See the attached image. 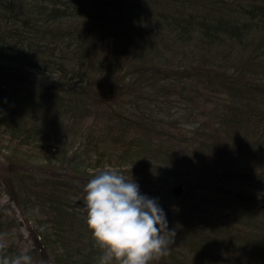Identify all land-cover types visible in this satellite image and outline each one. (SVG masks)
<instances>
[{
	"label": "trees",
	"instance_id": "1",
	"mask_svg": "<svg viewBox=\"0 0 264 264\" xmlns=\"http://www.w3.org/2000/svg\"><path fill=\"white\" fill-rule=\"evenodd\" d=\"M0 150L37 264H98L84 184L109 167L175 228L151 264H264V0H0Z\"/></svg>",
	"mask_w": 264,
	"mask_h": 264
},
{
	"label": "clouds",
	"instance_id": "2",
	"mask_svg": "<svg viewBox=\"0 0 264 264\" xmlns=\"http://www.w3.org/2000/svg\"><path fill=\"white\" fill-rule=\"evenodd\" d=\"M87 224L103 250L98 264H151L170 251L167 212L158 196L141 191L137 179L109 167L84 184ZM10 233L0 232V264H33L28 251L6 254Z\"/></svg>",
	"mask_w": 264,
	"mask_h": 264
},
{
	"label": "rangeland",
	"instance_id": "3",
	"mask_svg": "<svg viewBox=\"0 0 264 264\" xmlns=\"http://www.w3.org/2000/svg\"><path fill=\"white\" fill-rule=\"evenodd\" d=\"M104 120H101L99 118H96L95 116H91L88 120L86 125L93 130L96 133L103 132L104 130ZM108 152L114 153L116 151V146L108 143ZM5 151L0 150V175L4 173L5 168L2 164H5ZM261 203H264L262 201ZM9 205L8 208L5 209L4 218L8 219L9 221H12V227H11V234L12 239L14 243L17 245V247L22 251H27L30 249L34 242L30 235V227L29 222L25 219L23 216L21 210L17 207V205L11 201L9 194L6 190V187L2 181H0V211H2L3 207ZM210 209L212 208V205L208 204ZM252 225H256L258 227H264V213H260L259 217L255 222H253ZM254 227V226H253ZM255 227V228H257ZM183 261H185V264H212L211 262L203 259L200 256H197L195 254L190 253L188 250H185L182 254ZM33 264H37L36 261H33Z\"/></svg>",
	"mask_w": 264,
	"mask_h": 264
},
{
	"label": "water",
	"instance_id": "4",
	"mask_svg": "<svg viewBox=\"0 0 264 264\" xmlns=\"http://www.w3.org/2000/svg\"><path fill=\"white\" fill-rule=\"evenodd\" d=\"M177 190H180V187H178Z\"/></svg>",
	"mask_w": 264,
	"mask_h": 264
}]
</instances>
